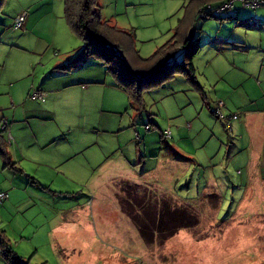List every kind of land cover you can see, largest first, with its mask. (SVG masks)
<instances>
[{
	"label": "rangeland",
	"instance_id": "1",
	"mask_svg": "<svg viewBox=\"0 0 264 264\" xmlns=\"http://www.w3.org/2000/svg\"><path fill=\"white\" fill-rule=\"evenodd\" d=\"M228 1L203 0L200 9ZM190 2L98 5L104 20L133 34L126 56L136 60L173 36ZM63 8V0H4L0 10V132L21 169L0 158V192L8 195L0 229L13 250L28 264H264V139L252 183L241 184L251 152L242 115L264 114V97L249 91L251 106L238 107L253 89L241 70L264 69V5L235 1L220 19L199 15L193 63L203 95L175 74L143 93L140 112L99 60L59 69L81 44ZM169 207L177 210L160 226L176 231L160 237L153 215ZM128 212L156 232L151 242ZM186 214L193 224L180 226Z\"/></svg>",
	"mask_w": 264,
	"mask_h": 264
},
{
	"label": "trees",
	"instance_id": "2",
	"mask_svg": "<svg viewBox=\"0 0 264 264\" xmlns=\"http://www.w3.org/2000/svg\"><path fill=\"white\" fill-rule=\"evenodd\" d=\"M3 1L0 0V10ZM202 1L200 0V3L197 4L191 3V0L187 7L186 20H184L185 17L180 20L179 26L175 29L173 36L158 47L149 58L131 60L126 56V51L132 48L133 34L124 31L108 20H104L100 15L98 0H63V18L69 30L79 39L81 44L77 53L59 69L67 71L86 62L90 58L99 60L105 67V70L114 78L116 86L126 93L129 106L138 112L144 106L143 93L164 85L175 74L182 75L189 85L193 86L203 95V88L197 81L196 68L193 63V59L200 48L197 39L193 36L194 21H196L199 15L203 18H219L221 15L228 14L229 11L221 12L218 15L214 14V12L231 0L219 7L213 8L211 5H208L200 9ZM185 23L188 24L187 29L185 28ZM179 53L182 56L180 62L176 60V55ZM0 158L3 160L5 166H10L21 172V169L16 166V162L12 161L7 149V141L1 132ZM125 200L131 204L134 199L130 197V199ZM125 200H122V203ZM123 206L127 208V206ZM160 209V211L154 212L153 217L158 221L156 232L160 234V237H165L176 230L174 228L170 232H165V229L160 226V221L161 219L168 218V216H173L177 209H170V207ZM126 214L132 221L134 220L133 223L142 236H146L151 242L156 232L148 224L142 222L143 217H138V212L133 214L128 212ZM186 215L188 217L182 216L180 226H190L193 224L192 215ZM156 219L152 220V222ZM0 257L5 264H28L13 250L9 239L1 229Z\"/></svg>",
	"mask_w": 264,
	"mask_h": 264
},
{
	"label": "crops",
	"instance_id": "3",
	"mask_svg": "<svg viewBox=\"0 0 264 264\" xmlns=\"http://www.w3.org/2000/svg\"><path fill=\"white\" fill-rule=\"evenodd\" d=\"M222 41L223 42H221L220 44L224 43V40ZM263 70L264 69H262V67L260 69H255V70L250 69V71H247V72H245L246 68L245 70H241L245 74H248L250 77H253L251 79L252 80L251 84H252L253 89L247 90L246 97H244L243 99L240 98L241 103L238 104V107L241 108L242 110L247 109L249 106H251L252 101L250 100L249 95H248L249 91L253 94H259L264 97V85L262 83L264 79V76L262 75V73H264ZM222 75L223 74H219L218 78L215 79V82L217 83L221 82L223 80ZM254 75H256L257 77H260L261 80L260 81L255 80ZM233 89L236 90V88H233ZM221 95L224 96V93H222ZM215 105H213V107H209V106L208 107L214 111ZM232 111H234L233 108H232ZM246 111H253V112L247 113ZM221 122H223L224 124L223 120H221ZM241 122L244 128L246 129V131L249 133L248 136L250 139V148H251V152L249 154L250 159L248 160V163H245L249 178L248 180L245 178L244 182L241 183L245 185V189H248L249 184L252 183L250 173L252 170L255 171V168L259 166V163H257V158L259 157L260 154H262L261 149H262V141L264 139L262 138L264 137V114L262 113V111L256 110V109L255 110H244ZM210 165H212V163H210Z\"/></svg>",
	"mask_w": 264,
	"mask_h": 264
},
{
	"label": "built area",
	"instance_id": "4",
	"mask_svg": "<svg viewBox=\"0 0 264 264\" xmlns=\"http://www.w3.org/2000/svg\"><path fill=\"white\" fill-rule=\"evenodd\" d=\"M235 1H238L241 4V6H249L252 9L257 8L260 5H264V0H231L229 3H227L223 7H219L218 9H216L214 14L218 15V14H221V12H224V11L227 12L232 7ZM24 18H25V12H22L14 19V26L18 28L21 25H23ZM42 96H43L42 93H38V92H35L32 94V98H39ZM220 105H222V103ZM220 105L216 104L213 112L215 116L218 119L223 120L227 128L230 129V126L228 124V119L224 117L222 113L220 112ZM232 118L237 119V116L233 114ZM7 196H8L7 193L0 192V202L6 199Z\"/></svg>",
	"mask_w": 264,
	"mask_h": 264
}]
</instances>
